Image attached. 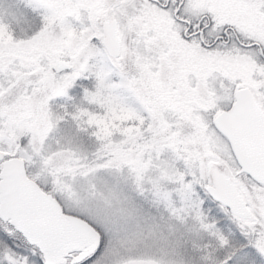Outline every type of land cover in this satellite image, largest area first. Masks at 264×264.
I'll return each mask as SVG.
<instances>
[{
  "label": "snow or ice",
  "instance_id": "1",
  "mask_svg": "<svg viewBox=\"0 0 264 264\" xmlns=\"http://www.w3.org/2000/svg\"><path fill=\"white\" fill-rule=\"evenodd\" d=\"M0 264H264V0H0Z\"/></svg>",
  "mask_w": 264,
  "mask_h": 264
}]
</instances>
